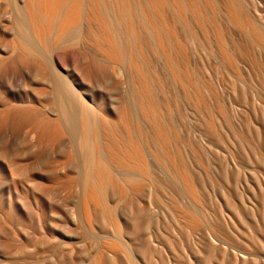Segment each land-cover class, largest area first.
<instances>
[{
	"label": "bare ground",
	"instance_id": "1",
	"mask_svg": "<svg viewBox=\"0 0 264 264\" xmlns=\"http://www.w3.org/2000/svg\"><path fill=\"white\" fill-rule=\"evenodd\" d=\"M218 1L0 0V10L11 4L14 8L12 15L0 16V71L7 66L15 71L37 59L36 74L45 77L49 88L41 99L45 88L36 87L32 98L18 95L20 90L15 92L6 77L2 83L0 128L29 125L23 150L36 143L46 148L26 153L28 159L42 160L39 170L23 154L15 158L14 153L7 169L0 164V177L7 172L12 185L2 191V201L18 199L13 187L21 182L39 189L32 204H12L6 211L0 201V264H37L34 255L47 257L51 264L78 260L82 233L90 250L81 264H142L147 253L142 193L148 183L156 196L163 162L199 199L194 177L174 145L175 89L181 88L186 101L203 103L192 63L198 39L194 21L213 33L228 63L234 64L233 55L242 51L228 40L227 29L208 17V11L215 15L220 8ZM226 2L230 22L250 29L254 41L264 45V30L246 14L243 0ZM78 25L83 26L80 34ZM205 42L210 44V39ZM89 44L100 60L96 55V60L92 55L80 59ZM109 67L120 71L116 79L108 76L115 96L92 88ZM115 69L110 73L116 75ZM48 147L52 157L43 160ZM66 195L70 201L61 208ZM185 215L193 229L201 226L194 212ZM14 226L21 233L13 236ZM16 238L19 255L12 241Z\"/></svg>",
	"mask_w": 264,
	"mask_h": 264
},
{
	"label": "rangeland",
	"instance_id": "2",
	"mask_svg": "<svg viewBox=\"0 0 264 264\" xmlns=\"http://www.w3.org/2000/svg\"><path fill=\"white\" fill-rule=\"evenodd\" d=\"M226 1L219 0L220 8L215 15L208 11V17H215L221 23L218 24L227 29L228 40L241 45V53L233 55L234 64L228 63L218 50L213 33L205 31L194 21L192 30L198 39L192 48V63L196 79L202 85L200 94L203 103L186 101L181 88L175 89L173 122L178 139L174 145H177L194 177L199 199L194 198L177 174L168 172L163 162L160 166L159 193L151 195L148 183L142 193L145 206L142 237L147 250L142 264H264V45L256 43L250 29L230 22L224 9L228 5ZM12 6L7 5L5 11L0 10V16L3 12V17L12 15ZM243 8L250 19L264 30V0H243ZM81 26L78 25L79 34L83 30ZM208 39L210 44L205 42ZM85 47L80 59L86 60L92 55L100 60L92 45ZM36 61L23 62L15 69L16 72L10 66L4 73L0 71V93L6 77L17 89L15 92L20 90L18 95L33 98L36 87L45 88L41 92L44 95L41 99H44L49 88L43 80L45 77L36 74ZM111 68L107 75H101L98 81L93 82L92 88L115 96L117 90L108 87L107 81L110 75L118 78L120 71L115 67L117 73L113 75L110 72L114 69ZM28 129L29 125L19 129L10 125L0 128V164L3 168H9L18 154L27 158L26 153L33 150L37 153L45 147L36 143L33 149L32 145L28 151L23 150ZM14 155L17 157L14 158ZM45 155L43 160L52 157L51 147L46 149ZM37 160L28 159L31 168L41 166L39 163L42 160ZM39 169L36 167V170ZM21 183L17 188L13 187L19 192L18 199L2 201V191L11 190L12 185L7 172L0 177V201L6 205L5 210L12 204L23 206L34 202L32 197L39 193L38 186ZM21 195H27L28 200L24 201ZM60 201L61 208L66 206L70 201L69 195ZM188 211L197 215L200 227L193 229L189 225L185 215ZM17 227H13V236L21 233ZM149 238L154 242L151 243ZM12 241L16 242L17 252L20 251L17 238ZM1 244L2 241L0 247ZM89 250V238L82 233L78 235V260L62 264H81ZM33 260L37 264H51L47 257L39 255H34Z\"/></svg>",
	"mask_w": 264,
	"mask_h": 264
}]
</instances>
